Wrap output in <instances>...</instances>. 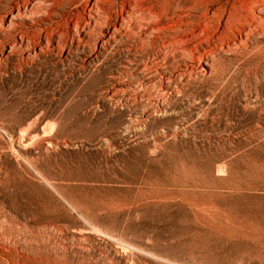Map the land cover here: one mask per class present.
Listing matches in <instances>:
<instances>
[{
	"label": "rangeland",
	"instance_id": "374dc122",
	"mask_svg": "<svg viewBox=\"0 0 264 264\" xmlns=\"http://www.w3.org/2000/svg\"><path fill=\"white\" fill-rule=\"evenodd\" d=\"M0 264H264V0H0Z\"/></svg>",
	"mask_w": 264,
	"mask_h": 264
},
{
	"label": "bare ground",
	"instance_id": "6f19581e",
	"mask_svg": "<svg viewBox=\"0 0 264 264\" xmlns=\"http://www.w3.org/2000/svg\"><path fill=\"white\" fill-rule=\"evenodd\" d=\"M252 4V3H251ZM247 5V4H246ZM248 6V5H247ZM159 12V11H158ZM150 15V14H149ZM236 22V21H235ZM159 28V27H158ZM157 29V28H156ZM151 30V29H150Z\"/></svg>",
	"mask_w": 264,
	"mask_h": 264
}]
</instances>
